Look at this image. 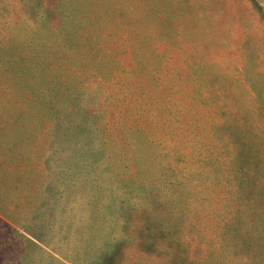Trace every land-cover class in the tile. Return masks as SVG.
I'll return each mask as SVG.
<instances>
[{
	"label": "rangeland",
	"instance_id": "374dc122",
	"mask_svg": "<svg viewBox=\"0 0 264 264\" xmlns=\"http://www.w3.org/2000/svg\"><path fill=\"white\" fill-rule=\"evenodd\" d=\"M262 232L264 0H0V264H264Z\"/></svg>",
	"mask_w": 264,
	"mask_h": 264
},
{
	"label": "trees",
	"instance_id": "16d2710c",
	"mask_svg": "<svg viewBox=\"0 0 264 264\" xmlns=\"http://www.w3.org/2000/svg\"><path fill=\"white\" fill-rule=\"evenodd\" d=\"M251 235H252V233H251ZM258 235H259V236H258V239H259V238H262V239L264 238V232L259 233Z\"/></svg>",
	"mask_w": 264,
	"mask_h": 264
}]
</instances>
